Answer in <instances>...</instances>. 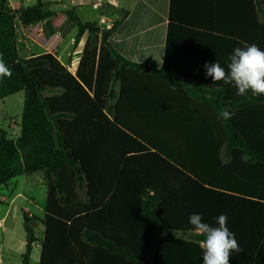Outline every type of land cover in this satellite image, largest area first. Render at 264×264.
<instances>
[{"label":"trees","instance_id":"16d2710c","mask_svg":"<svg viewBox=\"0 0 264 264\" xmlns=\"http://www.w3.org/2000/svg\"><path fill=\"white\" fill-rule=\"evenodd\" d=\"M53 15L39 1L12 10L0 0V53L12 71L11 78L0 79V100L24 95L17 139L0 130V186L44 172L38 264H202L204 236L186 235L195 231L188 222L192 213L212 226L225 214L239 240L241 226L247 225L250 263L264 264V95L249 90L238 96L233 85L211 83L203 67L217 61L226 68L236 47L254 43L264 50V0H170L160 69L129 62L112 49L107 38L120 21L101 31L94 23H81L72 9L65 15L77 27L75 40L85 31L90 37L74 73L50 53L20 59L14 20L28 26ZM127 70L184 88L213 115L216 171L188 212L189 202L178 197L179 162L163 158L160 145L138 136L158 152L150 154L151 166L129 167V152L140 147L133 146L119 119ZM223 109L235 115L222 120ZM138 171H152L153 177H140ZM25 230L31 243L36 241L32 229ZM30 253L27 244L22 264H29ZM229 264L246 262L230 257Z\"/></svg>","mask_w":264,"mask_h":264},{"label":"crops","instance_id":"0c3cea01","mask_svg":"<svg viewBox=\"0 0 264 264\" xmlns=\"http://www.w3.org/2000/svg\"><path fill=\"white\" fill-rule=\"evenodd\" d=\"M5 1L6 6L12 10L31 6L39 1L43 4L44 11L54 14L49 19L28 26L21 25L18 19L14 20L16 50L20 59L27 60L50 53L68 71L74 73L90 37L85 31L75 40L77 27L69 22L65 15V11L72 9L81 23H94L101 31L105 29L99 24L100 18H105L112 24L120 21L107 41L112 49L125 60L154 69H160L163 65L170 0ZM99 43L100 35L98 34ZM124 75L128 87L119 106V119L125 126L126 133L136 142L133 146L140 147L138 151L129 152V155L133 157L129 167L134 170L143 166L148 167L150 165L148 162L151 160L150 154L158 152L155 147L147 146L143 139L160 145L163 158L169 161L170 157H173V161L170 159L171 162L176 160L179 162L178 167L182 173L178 197L189 202L185 204L186 212H188L190 203L196 206L200 194L203 196L205 193L203 188H209L208 183L212 181L215 170L212 162L219 155L217 144L213 143V141L216 143L213 115L203 108V103L194 99L184 88L177 89L170 83L139 71L127 70ZM113 89L118 93L120 84H114ZM50 94L52 93L49 91L44 92L46 96ZM5 99L7 97L1 101ZM0 130L5 132L7 139L15 141L20 134V118L9 117L6 127ZM175 132L177 139L174 137ZM131 138L128 136L125 139ZM164 152L169 154V157ZM220 158L222 163L229 161L224 152L220 153ZM37 174L40 175L39 178L44 184V172L24 176L30 177ZM138 174L146 179L153 177L152 171L150 173L138 171ZM133 176L134 173L131 174V177ZM10 181L0 187H7ZM20 195V192L11 194L8 209L0 218V264H22V255L26 252L28 244L26 230H24L25 233L22 232L16 222L6 225L10 207ZM21 210L27 213V221L35 218L26 208ZM42 219H38L41 232L34 233L32 230L36 241L30 243L29 264L39 262L40 243L43 237ZM26 226L30 227V224ZM241 227L242 240L237 239V241L243 251L234 252L230 257L235 263L241 261L251 264L250 249L248 241L245 240L248 236L246 229L249 227L245 224ZM228 228L233 233L236 231L235 226ZM189 234L200 233L196 231L186 233L187 236Z\"/></svg>","mask_w":264,"mask_h":264},{"label":"clouds","instance_id":"9594fccd","mask_svg":"<svg viewBox=\"0 0 264 264\" xmlns=\"http://www.w3.org/2000/svg\"><path fill=\"white\" fill-rule=\"evenodd\" d=\"M203 67L205 78H211V83L233 85L238 96L247 95L249 90L254 96L264 95V50L254 43L236 47L228 57L226 68L217 61L206 62ZM11 76L12 71L5 63L3 53H0V79ZM207 99L212 100V97ZM218 115L222 120H230L235 114L223 109ZM188 222L204 236L200 244L202 264H229L232 253L243 251L235 234L227 226L228 217L225 214L216 218L217 226L203 222L199 213L190 214Z\"/></svg>","mask_w":264,"mask_h":264},{"label":"rangeland","instance_id":"374dc122","mask_svg":"<svg viewBox=\"0 0 264 264\" xmlns=\"http://www.w3.org/2000/svg\"><path fill=\"white\" fill-rule=\"evenodd\" d=\"M22 103V92L9 96L4 101L0 100V129L6 127L9 117L20 118ZM39 176V174L30 177L20 175L12 179L7 187H0V218L3 217L8 209L11 194L21 193L12 207H10V215L6 219V225L16 222L22 232H24V227L30 224L34 233L41 232L38 219L43 218L46 188ZM21 208H26L35 218H30L29 221L25 220L27 213L23 212ZM28 239L29 237L27 242Z\"/></svg>","mask_w":264,"mask_h":264},{"label":"built area","instance_id":"2783aa9c","mask_svg":"<svg viewBox=\"0 0 264 264\" xmlns=\"http://www.w3.org/2000/svg\"><path fill=\"white\" fill-rule=\"evenodd\" d=\"M99 24L103 25L105 30L110 29L112 27V25H113L112 22L106 20L105 18H100Z\"/></svg>","mask_w":264,"mask_h":264},{"label":"water","instance_id":"95a60500","mask_svg":"<svg viewBox=\"0 0 264 264\" xmlns=\"http://www.w3.org/2000/svg\"><path fill=\"white\" fill-rule=\"evenodd\" d=\"M27 219V217L25 216V220ZM28 244H30L31 243V240L30 239H28V242H27Z\"/></svg>","mask_w":264,"mask_h":264}]
</instances>
